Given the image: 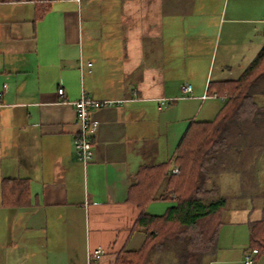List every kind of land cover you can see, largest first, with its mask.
Returning a JSON list of instances; mask_svg holds the SVG:
<instances>
[{
  "label": "crops",
  "instance_id": "obj_1",
  "mask_svg": "<svg viewBox=\"0 0 264 264\" xmlns=\"http://www.w3.org/2000/svg\"><path fill=\"white\" fill-rule=\"evenodd\" d=\"M40 3L50 10L35 22ZM263 47L264 0H0V264H118L140 250L134 176L172 160L193 122L213 121L226 98L215 84L240 79ZM83 95L120 102L92 110L86 166L72 106ZM16 178L31 205L6 208L1 183ZM246 248L208 264H244ZM146 264H176L175 253Z\"/></svg>",
  "mask_w": 264,
  "mask_h": 264
},
{
  "label": "trees",
  "instance_id": "obj_2",
  "mask_svg": "<svg viewBox=\"0 0 264 264\" xmlns=\"http://www.w3.org/2000/svg\"><path fill=\"white\" fill-rule=\"evenodd\" d=\"M49 8L50 5L40 3L35 22L41 21ZM263 80L264 47L240 79L215 84L217 93L226 98L213 121L193 122L181 138L172 160L143 166L134 176L128 201L137 206L140 215L133 229L144 231L147 238L140 250L119 253L118 264H146L152 254L168 250L175 253L178 264L213 261L223 225L220 216L227 200L218 197L212 168L221 161V154L230 151L229 138L233 129L249 122L258 132L264 129V107L254 99L257 86ZM175 168L177 174L172 173ZM1 198L6 208L30 206L29 181L4 179ZM156 201H171L174 205L161 216L148 215L147 206ZM253 252H256L255 264L264 257V208L250 228L246 254Z\"/></svg>",
  "mask_w": 264,
  "mask_h": 264
},
{
  "label": "rangeland",
  "instance_id": "obj_3",
  "mask_svg": "<svg viewBox=\"0 0 264 264\" xmlns=\"http://www.w3.org/2000/svg\"><path fill=\"white\" fill-rule=\"evenodd\" d=\"M259 86L264 85L260 83ZM254 95L260 96L255 99L263 106L264 92L256 90ZM246 125L232 130L229 138L231 149L221 154V161L211 172L218 197L227 200L220 216L223 225L215 261L217 257L220 261L237 258L242 248L248 246L252 222L261 217L264 208V129L258 132L251 122ZM175 258L178 264L176 255Z\"/></svg>",
  "mask_w": 264,
  "mask_h": 264
},
{
  "label": "built area",
  "instance_id": "obj_4",
  "mask_svg": "<svg viewBox=\"0 0 264 264\" xmlns=\"http://www.w3.org/2000/svg\"><path fill=\"white\" fill-rule=\"evenodd\" d=\"M89 65L91 66V64ZM182 92L185 98H189L193 92V88L191 85H186L182 88ZM58 95L61 97L65 95L63 88L58 89ZM119 103L120 102L115 101H95L86 95H83L79 100L72 102V106L75 109L76 117L79 123V132L76 135L74 147L78 159L85 166L91 162L93 158L92 150L95 146V137L99 127V124L92 116V110L104 106H113ZM172 173L177 174L178 169L175 168ZM100 253H102V251L98 250L94 257H98ZM255 254L256 252L246 254L243 260L244 264H253Z\"/></svg>",
  "mask_w": 264,
  "mask_h": 264
}]
</instances>
